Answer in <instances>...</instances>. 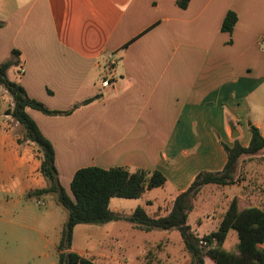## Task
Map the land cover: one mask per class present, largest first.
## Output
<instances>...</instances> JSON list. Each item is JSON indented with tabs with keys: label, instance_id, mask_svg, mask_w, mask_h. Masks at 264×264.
I'll return each instance as SVG.
<instances>
[{
	"label": "crops",
	"instance_id": "obj_1",
	"mask_svg": "<svg viewBox=\"0 0 264 264\" xmlns=\"http://www.w3.org/2000/svg\"><path fill=\"white\" fill-rule=\"evenodd\" d=\"M230 11L236 21L227 32ZM0 21V62L18 51L7 77L28 96L65 110L98 95L68 115L25 108L54 149L64 190L81 167L158 170L159 187L173 190L164 209L152 208L149 189L139 197L151 217L162 216L197 172L223 167L222 136L245 146V121L264 137V0H189L185 8L175 0H0ZM11 105L0 88V203L10 208L47 185L36 145L17 141L18 123L5 114Z\"/></svg>",
	"mask_w": 264,
	"mask_h": 264
},
{
	"label": "trees",
	"instance_id": "obj_2",
	"mask_svg": "<svg viewBox=\"0 0 264 264\" xmlns=\"http://www.w3.org/2000/svg\"><path fill=\"white\" fill-rule=\"evenodd\" d=\"M188 2L189 0H175L180 8H185ZM235 21V13L227 12L221 29L230 32ZM1 26L3 23L0 21ZM18 54L17 50H12L11 57L0 62V86L12 99V105L5 110V114L18 123L17 141L28 140L34 143L41 154L38 170L47 185L31 191L30 196L38 199L46 194H54L56 201L66 210L67 217L56 246L60 264H98L92 258L71 250L73 229L78 224L98 225L120 219H126L137 228L147 231L176 229L190 256L191 264H204V255L215 264H264V209L253 205L240 209L237 197L233 196L215 230L199 236L187 223L192 209L191 200L202 187L234 184L239 158L243 155H254L264 148V137L255 125L250 124L248 127L250 139L247 145L243 146L237 141L231 146L222 143L226 154L223 167L217 171L197 172L190 185L174 198L167 214L151 217L142 206L135 207L128 216L115 214L109 207L111 197H139L146 189L163 185L165 176L158 170L138 169L129 172L119 166H86L74 172L69 185L71 196L67 195L58 180L54 149L25 112V108L29 107L50 116L68 115L98 95L74 103L65 110L48 108L41 101L28 96L21 84L7 77V69L17 64ZM231 229L237 235L236 252L222 248V243Z\"/></svg>",
	"mask_w": 264,
	"mask_h": 264
},
{
	"label": "rangeland",
	"instance_id": "obj_3",
	"mask_svg": "<svg viewBox=\"0 0 264 264\" xmlns=\"http://www.w3.org/2000/svg\"><path fill=\"white\" fill-rule=\"evenodd\" d=\"M246 123L243 122L240 138L245 145L250 135ZM222 143L232 145L223 136ZM234 179L235 183L230 185H205L192 198L187 223L199 236L216 229L233 196L238 195L242 205L264 208V148L254 155L239 158ZM64 191L71 196L69 188ZM146 192L155 201L152 203L154 209L156 202L164 209L173 194L170 185ZM145 193L136 198L111 197L109 206L119 213L130 214L135 207L144 206L150 213L152 208L145 203ZM42 197L28 199L23 196L22 202L11 208L0 203V264H60L56 246L67 213L55 195ZM5 213H10L18 221L6 222L3 219ZM133 225L128 220L98 225L78 224L73 229V249L85 256L95 255L98 264H191L176 229L147 231ZM235 240L236 232L231 229L224 248L234 251Z\"/></svg>",
	"mask_w": 264,
	"mask_h": 264
},
{
	"label": "built area",
	"instance_id": "obj_4",
	"mask_svg": "<svg viewBox=\"0 0 264 264\" xmlns=\"http://www.w3.org/2000/svg\"><path fill=\"white\" fill-rule=\"evenodd\" d=\"M259 44H260V46H261V48H262V50H263V52H264V36H262L261 38H260V40H259ZM114 65V60H109V62H108V66H110V67H112ZM22 70L20 69L19 70V72H21ZM109 84V80L108 79H106V78H104V79H102L101 80V85L102 86H106V85H108ZM41 204H43V203H41Z\"/></svg>",
	"mask_w": 264,
	"mask_h": 264
}]
</instances>
